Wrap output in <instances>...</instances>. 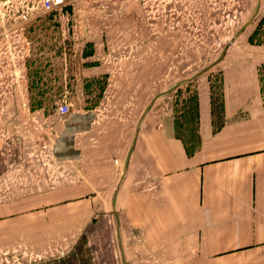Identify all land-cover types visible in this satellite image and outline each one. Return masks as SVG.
I'll list each match as a JSON object with an SVG mask.
<instances>
[{
	"label": "rangeland",
	"instance_id": "obj_1",
	"mask_svg": "<svg viewBox=\"0 0 264 264\" xmlns=\"http://www.w3.org/2000/svg\"><path fill=\"white\" fill-rule=\"evenodd\" d=\"M263 52L264 0H74L54 11L42 10L40 0H0V124L8 118L0 198L53 186L59 195L82 184L81 165L56 159L49 145L58 123L48 117L63 115L60 104L70 112L93 108L107 93L99 107L105 115L128 109L119 99L145 98L147 113L185 119L197 90L217 87L226 68ZM77 185L74 202H57L59 213L72 210V239L58 234L40 258L12 252L0 264H127L104 234L127 221L111 215L112 203L81 202L85 187ZM97 190L90 186L94 197Z\"/></svg>",
	"mask_w": 264,
	"mask_h": 264
},
{
	"label": "crops",
	"instance_id": "obj_2",
	"mask_svg": "<svg viewBox=\"0 0 264 264\" xmlns=\"http://www.w3.org/2000/svg\"><path fill=\"white\" fill-rule=\"evenodd\" d=\"M261 55L234 63L228 72L226 68L217 87L197 90L185 119L147 113L145 98L119 99L118 105L128 103V109L108 116L99 108L105 107L107 93L93 108L57 120L50 115V123H58L50 128L51 152L61 161L79 163L83 182L67 184L59 195L53 186L0 198V255L40 258L42 249L58 243V234L72 239V210L59 213L57 202H74L77 185L85 187L81 202L112 203L111 215L127 221L120 228H104V234L119 243V258L127 264L263 262L264 52ZM137 106L144 108L142 114L140 110L137 115ZM3 119L0 146L6 147L8 118ZM90 186L98 188L95 197ZM48 264H56V259Z\"/></svg>",
	"mask_w": 264,
	"mask_h": 264
},
{
	"label": "built area",
	"instance_id": "obj_3",
	"mask_svg": "<svg viewBox=\"0 0 264 264\" xmlns=\"http://www.w3.org/2000/svg\"><path fill=\"white\" fill-rule=\"evenodd\" d=\"M74 0H40V6L44 11H54L63 6L72 3ZM71 111V106L68 102H64L59 106V112L63 115Z\"/></svg>",
	"mask_w": 264,
	"mask_h": 264
}]
</instances>
